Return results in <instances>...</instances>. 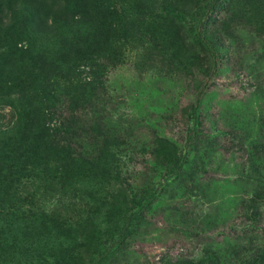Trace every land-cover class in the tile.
I'll list each match as a JSON object with an SVG mask.
<instances>
[{"label": "rangeland", "instance_id": "374dc122", "mask_svg": "<svg viewBox=\"0 0 264 264\" xmlns=\"http://www.w3.org/2000/svg\"><path fill=\"white\" fill-rule=\"evenodd\" d=\"M208 1L102 0L107 11L90 59L58 57L49 47L54 42L61 55L58 36L32 34L24 12H4L1 22L17 32L0 54L12 48L19 71L0 98L24 109L36 96L29 109L36 106L38 118L19 114V130L61 126L33 140L34 183L20 189L28 193L20 211L31 209L36 250L17 264H89L114 242L98 264L204 262L211 242L222 244L227 228L240 231L253 213L260 231L253 236L264 237V201L253 204L264 193V0H216L206 13ZM202 16L217 71L193 120L213 64L193 36ZM44 108L47 118L39 116ZM9 118L0 104V124ZM131 213V230L119 240Z\"/></svg>", "mask_w": 264, "mask_h": 264}, {"label": "trees", "instance_id": "16d2710c", "mask_svg": "<svg viewBox=\"0 0 264 264\" xmlns=\"http://www.w3.org/2000/svg\"><path fill=\"white\" fill-rule=\"evenodd\" d=\"M215 2L216 0L208 1L206 13L213 9ZM106 11L107 6L102 4V0H0V44L7 47L4 39H10L11 33L17 32V28L13 24L1 22L3 18L7 20L4 12L15 14L24 12V22L31 28L32 34L40 33L43 36V32H46L48 35L50 33L54 34L51 37L49 36L50 38H55V35L58 36L57 43L63 48L61 55V49L58 47L55 50V43H49L50 51L56 53L57 56L59 55L58 57L65 59L66 57L73 58L82 55L90 59L94 52V30L98 19ZM203 18L204 16L199 17L193 26V36L195 41L213 58V64L209 75L202 82L193 100L191 109L193 120L195 119L199 99L210 87V82L217 71L215 50L206 39L202 28ZM14 57L15 51L12 48L10 50L4 49V52L0 54V82H2L0 93L11 90L10 87L14 85V82H17V77L14 76L19 70L15 72L13 69L12 60ZM28 59H32L31 56ZM31 75L32 72L29 73V76ZM30 98H36V96L34 94L29 96L28 105L24 109L20 107L15 109L13 101L7 103V101L0 98V104L7 105L13 115V120L9 118L4 124H0V210L2 206H8L7 212L3 213L4 215H1L0 211V218L4 217L2 224H0V264H6V260H8V263L15 264L18 261L21 262V260L25 261L36 250L35 239L28 231L30 226H28L27 218L31 215V209H25L22 213L20 211L22 201L28 199V193L22 192L20 189L27 186L31 187L34 183L32 181L34 167L29 162V159H31L30 153L34 147L33 140L42 131H45L49 136H53L61 129L60 120H57L51 124L48 122L47 126H42L36 133L24 129L19 130L18 126L20 125L19 120H17L19 114L24 119L28 115H31L32 119L38 118L36 106L29 109L33 101ZM46 109L44 108L39 112L40 117L47 118L49 116L51 110L49 112V109ZM34 135L35 137H33ZM192 141L193 133L188 131L184 143L186 151ZM185 159L184 153L172 175L179 173ZM260 188H264V186L262 185ZM262 193H259L260 195L256 197L257 201L253 202L254 205L264 201V193L261 195ZM143 207L144 204L140 205L138 209L141 210ZM254 214L259 215L253 213L252 217H254ZM134 216L131 213L126 217L118 233L119 240L130 232L135 219ZM252 217H244L246 222L241 225V230L238 232L233 227H228L226 234L220 236L223 243L219 244V241L211 242V244L216 245L208 252L206 260L204 262L197 261L194 264H264V237L255 238L253 236L254 233L260 231L255 221L250 220L253 219ZM116 243H110L102 251L94 254L89 264L101 262L107 257L110 250L115 248Z\"/></svg>", "mask_w": 264, "mask_h": 264}]
</instances>
